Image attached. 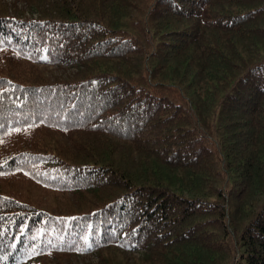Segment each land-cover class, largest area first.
Instances as JSON below:
<instances>
[{
    "label": "trees",
    "instance_id": "trees-1",
    "mask_svg": "<svg viewBox=\"0 0 264 264\" xmlns=\"http://www.w3.org/2000/svg\"><path fill=\"white\" fill-rule=\"evenodd\" d=\"M32 1L29 19L0 1V177L78 206L0 190V264L111 246L264 264V0Z\"/></svg>",
    "mask_w": 264,
    "mask_h": 264
},
{
    "label": "rangeland",
    "instance_id": "rangeland-1",
    "mask_svg": "<svg viewBox=\"0 0 264 264\" xmlns=\"http://www.w3.org/2000/svg\"><path fill=\"white\" fill-rule=\"evenodd\" d=\"M0 1L9 14L14 15L19 11L20 15L26 19L40 16V9L32 0ZM48 1L50 2V0ZM37 67L51 79L72 78L76 72L75 67L67 65H39ZM0 190L6 195L13 196L23 202H30L37 208L45 209L51 213L69 214L77 212V197L72 192L42 187L19 174L0 177ZM87 247L90 248V245ZM143 254L141 250L125 252L111 246L84 254L61 253L43 256L26 264H143Z\"/></svg>",
    "mask_w": 264,
    "mask_h": 264
}]
</instances>
